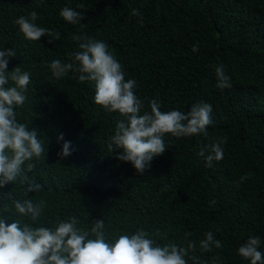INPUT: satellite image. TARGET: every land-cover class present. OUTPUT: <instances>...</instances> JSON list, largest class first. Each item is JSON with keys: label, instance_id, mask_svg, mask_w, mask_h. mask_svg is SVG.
I'll return each instance as SVG.
<instances>
[{"label": "trees", "instance_id": "trees-1", "mask_svg": "<svg viewBox=\"0 0 264 264\" xmlns=\"http://www.w3.org/2000/svg\"><path fill=\"white\" fill-rule=\"evenodd\" d=\"M81 3L85 9L77 8ZM65 6L85 13L81 24L59 15ZM133 9L140 15H132ZM33 10L34 23L59 32V40L24 37L14 20ZM74 34L108 45L125 80L136 83L141 114L151 111L153 99L164 112L211 104L207 135L166 134L164 153L142 176L119 160L122 149L109 144L123 117L94 102V82L82 83L71 71L56 79L48 67L53 59L71 62L68 53L79 50ZM8 48L16 56L8 57L6 71L18 66L31 77L26 101L15 111L18 122L36 128L43 142V158L24 167L35 164L27 175L42 189L29 198L45 201V207L35 223L14 214L5 193L23 198L25 186L8 184L0 188V216H8L7 222L55 228L58 219L74 216L77 227L90 231L103 219L106 240L143 228L161 246L187 247L185 233H191L194 254L207 264L217 255L220 264H251L237 252L250 236L260 238L258 250L264 253V0H0V50ZM220 65L231 89L216 87ZM60 133L74 149L63 159L57 156ZM225 136L223 159L207 167L197 153ZM243 176L249 178L241 182ZM209 231L222 248L201 253L199 241Z\"/></svg>", "mask_w": 264, "mask_h": 264}, {"label": "clouds", "instance_id": "clouds-1", "mask_svg": "<svg viewBox=\"0 0 264 264\" xmlns=\"http://www.w3.org/2000/svg\"><path fill=\"white\" fill-rule=\"evenodd\" d=\"M77 8L85 9V5L78 4ZM131 14L140 15L137 9H133ZM59 15L76 25L81 24L85 13L65 6ZM37 19L38 13L33 10L27 17L22 15L15 19L14 24L28 40H40L45 35L49 37L50 44L59 40V32L38 26L34 23ZM72 38L78 43L79 50L68 53L71 62L53 59L48 64L51 74L60 79L71 71L79 74L76 78L82 83L94 82V102L106 112H118L123 117L116 123L109 147L122 149L117 158L130 162L138 174L144 175L153 158L164 153L166 134L175 137L207 135V128L212 124L211 104H192L187 112L176 109L164 112L160 110L159 102L153 99L149 101L151 111L141 114L144 102L134 92L136 83L132 79L125 80L122 65L109 52L108 45L86 34H74ZM15 56L11 48L0 50V188L15 182L24 185L23 198L14 197L12 192L5 194L14 207V214L28 217L35 223L41 216L45 201L34 203L29 193L40 191L42 185L27 175L35 164L29 162L26 168L24 165L34 158L41 160L45 150L36 128L29 129L26 123L17 120L15 108L24 105L31 77L29 72L21 71L18 66L11 72L6 71L8 57ZM215 74L217 88H232L231 78L225 74L223 65L215 67ZM9 80L14 86L6 87ZM57 141H63L58 157L63 159L72 154L74 149L70 141L64 140L63 133L58 135ZM226 142V136L217 137L203 146L197 155L204 157L206 166L211 167L213 160L223 159V144ZM248 178L243 176L240 180ZM215 203L213 200L210 205ZM3 209L9 212V204L5 203ZM8 220V216H0V264H189V261L191 264H207L194 254L196 243L188 240L191 233H185L187 247L174 243L161 246L149 238L150 233L143 228L131 235L121 234L113 241L106 240L102 231L103 219L95 220L90 231L77 227L79 221L74 216L68 220L58 219L55 228L33 227L29 223L21 226L18 219ZM90 233L94 239L89 238ZM260 243L258 236H250L237 252L251 264L264 262V253L258 250ZM213 247L222 248V244L209 231L205 233V239L199 241V249L205 253L212 251ZM213 264H220L219 255L213 258Z\"/></svg>", "mask_w": 264, "mask_h": 264}]
</instances>
